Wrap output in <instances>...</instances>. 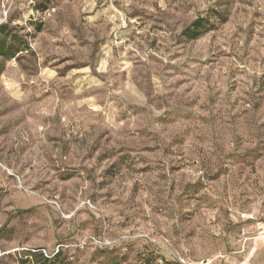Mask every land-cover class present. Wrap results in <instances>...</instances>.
<instances>
[{
	"label": "rangeland",
	"instance_id": "374dc122",
	"mask_svg": "<svg viewBox=\"0 0 264 264\" xmlns=\"http://www.w3.org/2000/svg\"><path fill=\"white\" fill-rule=\"evenodd\" d=\"M6 23L29 49L0 57V264H264V0H25Z\"/></svg>",
	"mask_w": 264,
	"mask_h": 264
},
{
	"label": "trees",
	"instance_id": "16d2710c",
	"mask_svg": "<svg viewBox=\"0 0 264 264\" xmlns=\"http://www.w3.org/2000/svg\"><path fill=\"white\" fill-rule=\"evenodd\" d=\"M204 28L203 20H196L186 30V33L191 40H195L202 35ZM9 29L8 23L0 25V57L12 59L18 54L28 51L29 44L25 36L17 34L12 36L13 30L8 33ZM60 256V251H58L52 258H42L43 264H58Z\"/></svg>",
	"mask_w": 264,
	"mask_h": 264
},
{
	"label": "built area",
	"instance_id": "2783aa9c",
	"mask_svg": "<svg viewBox=\"0 0 264 264\" xmlns=\"http://www.w3.org/2000/svg\"><path fill=\"white\" fill-rule=\"evenodd\" d=\"M22 1L25 0H0V15L2 16V19L6 21L11 14L13 7ZM93 240L97 245L111 246L113 244V242L108 240H105L103 242L100 239L96 238H93ZM42 252L46 257H49L46 251L43 250Z\"/></svg>",
	"mask_w": 264,
	"mask_h": 264
}]
</instances>
